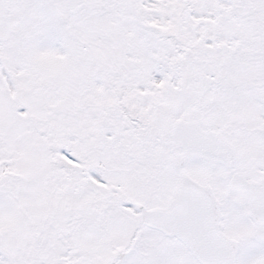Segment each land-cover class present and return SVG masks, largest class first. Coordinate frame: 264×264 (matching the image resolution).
Returning <instances> with one entry per match:
<instances>
[{
    "label": "snow or ice",
    "instance_id": "obj_1",
    "mask_svg": "<svg viewBox=\"0 0 264 264\" xmlns=\"http://www.w3.org/2000/svg\"><path fill=\"white\" fill-rule=\"evenodd\" d=\"M0 264H264V0H0Z\"/></svg>",
    "mask_w": 264,
    "mask_h": 264
}]
</instances>
